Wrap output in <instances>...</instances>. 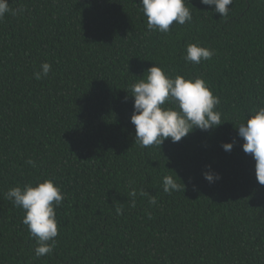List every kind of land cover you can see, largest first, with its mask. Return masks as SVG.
Masks as SVG:
<instances>
[{
  "label": "trees",
  "instance_id": "1",
  "mask_svg": "<svg viewBox=\"0 0 264 264\" xmlns=\"http://www.w3.org/2000/svg\"><path fill=\"white\" fill-rule=\"evenodd\" d=\"M7 2L25 11L0 21V264H264V185L236 129L264 101V0H233L226 20L190 0L192 22L167 34L148 31L140 0ZM190 43L215 55L186 63ZM153 65L203 77L224 124L136 144L131 86ZM208 166L220 180L204 179ZM174 173L185 191L165 193ZM45 179L64 199L56 247L36 258L5 193Z\"/></svg>",
  "mask_w": 264,
  "mask_h": 264
},
{
  "label": "clouds",
  "instance_id": "2",
  "mask_svg": "<svg viewBox=\"0 0 264 264\" xmlns=\"http://www.w3.org/2000/svg\"><path fill=\"white\" fill-rule=\"evenodd\" d=\"M200 3L210 8L214 6V12L226 20L233 0H200ZM186 4H190V0H140L139 6L147 18L148 31L167 34L174 22L179 25L192 22V13ZM24 11L22 7L13 9L7 0H0V21L4 20L6 14L19 16ZM214 55V49L203 47L199 43H190L182 58L186 63L200 64ZM51 68V64L42 63L40 70L33 74L35 79L46 78ZM147 73L146 79H140L131 86L134 104L130 122L135 126V143L142 148L158 146L161 149V145L168 138L176 143L196 129L206 132L224 124L222 113L217 110L220 98L213 94L203 77L178 74L172 76L156 65L150 67ZM236 129L238 136L244 141L243 152L251 154L255 161L256 179L260 185H264V101ZM235 143L233 140L221 147L224 151L231 152ZM27 163L37 166L32 159ZM208 168L203 173L206 181L214 183L221 179L210 166ZM133 183L134 181H130L129 186ZM162 188L165 193L171 194L182 188L185 191V184L176 174L165 175L162 178ZM139 194L147 195L142 189ZM129 195L133 197L132 207H135L137 190L132 188ZM5 196L14 206L25 211L22 223L36 241L35 257L52 254L57 243L55 238L58 236L55 209L61 206L64 199L60 186L52 179H45L36 186L29 184L23 188H10ZM149 203L156 204V198L151 197ZM115 211L117 215L123 213L122 207H116Z\"/></svg>",
  "mask_w": 264,
  "mask_h": 264
}]
</instances>
